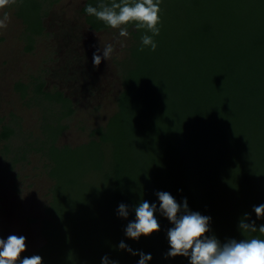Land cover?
Listing matches in <instances>:
<instances>
[{"label":"trees","instance_id":"trees-1","mask_svg":"<svg viewBox=\"0 0 264 264\" xmlns=\"http://www.w3.org/2000/svg\"><path fill=\"white\" fill-rule=\"evenodd\" d=\"M56 1L16 0L29 48L44 32V4ZM88 3L99 0L82 5L88 28L111 29L86 14ZM160 7L155 51L150 46L141 50L145 30L129 25V59L117 111L107 124L93 129L88 143L76 148L56 146L62 127H50L47 156L54 185L40 222L44 243L21 258L41 255L62 235V264H101L105 254L119 264H137L138 255L118 247L121 240L150 252L149 264H189L182 255L165 258L171 227L166 217H160L159 231L138 240L125 236V226L135 219L133 207L144 199L158 200V190L178 201L187 197L191 210L210 215L212 231L222 242L264 238V233L242 234L238 228L245 212L257 225L264 224L253 210L264 203V0H161ZM37 92L58 104L63 116L73 113L72 101L62 92L41 87ZM10 134L5 130L2 137ZM79 152L86 154L63 168L100 183L90 199L69 197L65 203L58 198L61 179L54 168ZM121 202L130 206L127 218L117 215ZM61 219L73 225L51 232ZM71 251L76 263L67 258Z\"/></svg>","mask_w":264,"mask_h":264},{"label":"rangeland","instance_id":"rangeland-1","mask_svg":"<svg viewBox=\"0 0 264 264\" xmlns=\"http://www.w3.org/2000/svg\"><path fill=\"white\" fill-rule=\"evenodd\" d=\"M83 3L46 2L44 32L34 38L30 48L25 27L16 15V0L0 6V19L8 17L6 26L0 27V236H26L27 247L21 257L44 243L40 222L47 216L45 208L54 185L47 156L50 127H62L56 146L76 148L88 143L91 131L104 127L117 111L131 34L116 40L117 28L91 31L81 13ZM98 41L101 46L113 43L114 52L107 61L93 65L92 45ZM39 87L48 93L60 91L70 98L73 113L63 116L58 104H51L37 92ZM5 130L11 132L6 139L2 137ZM84 154L67 156L54 168L61 179L60 201L66 203L69 197L90 199L94 185L100 183L99 179L88 180L90 175L87 179L63 168ZM73 180L77 183L69 185ZM68 224L73 225L61 219L51 232ZM61 236L41 252L42 264H62L66 259L58 249ZM71 252L67 258L75 261V251Z\"/></svg>","mask_w":264,"mask_h":264},{"label":"clouds","instance_id":"clouds-1","mask_svg":"<svg viewBox=\"0 0 264 264\" xmlns=\"http://www.w3.org/2000/svg\"><path fill=\"white\" fill-rule=\"evenodd\" d=\"M8 0H0V6ZM161 0H113L112 3L86 4L85 12L95 16L111 28H117L118 34L114 39L130 35L129 25L137 31L145 30L140 36V47L155 51L162 25ZM8 17L0 19V27L6 26ZM149 32L151 34H149ZM93 65L107 61L113 54L115 45L111 42L100 45L93 44ZM178 191H182L179 189ZM155 195L158 200H142L133 207L135 219L129 220L125 226V236L139 239L161 229L160 217H166L171 224L167 230L169 248L165 258L182 255L188 258L189 264H264V238H227L221 241L212 231V217L199 211L191 210L187 197L178 201L170 192L158 190ZM129 205L121 202L117 215L127 218L130 215ZM256 219L264 218V203L253 205ZM241 233H264V224L257 225L251 219V213L245 212L238 222ZM26 236L11 234L6 238L0 236V264H42L38 254L21 257L26 250ZM120 249L127 250L132 255H138L137 264H149L152 260L150 252L133 249L124 240L119 242ZM101 264H119V261L107 254L101 257Z\"/></svg>","mask_w":264,"mask_h":264}]
</instances>
